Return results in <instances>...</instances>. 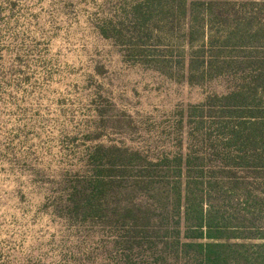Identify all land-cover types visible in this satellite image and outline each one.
<instances>
[{"label": "trees", "instance_id": "obj_1", "mask_svg": "<svg viewBox=\"0 0 264 264\" xmlns=\"http://www.w3.org/2000/svg\"><path fill=\"white\" fill-rule=\"evenodd\" d=\"M117 2L121 10L96 29L133 60L191 84L236 82L188 106L193 130L179 127L171 155L87 151L50 204L74 240L66 263L264 264V0ZM178 31L173 55L166 40ZM214 125L222 132L215 164L207 163ZM239 168L254 173L251 183L238 182Z\"/></svg>", "mask_w": 264, "mask_h": 264}, {"label": "rangeland", "instance_id": "obj_2", "mask_svg": "<svg viewBox=\"0 0 264 264\" xmlns=\"http://www.w3.org/2000/svg\"><path fill=\"white\" fill-rule=\"evenodd\" d=\"M117 1L0 0V264H67L74 240L50 204L87 151L173 153L179 127H194L188 106L235 85L228 77L191 84L133 60L96 29L121 10ZM174 33L166 41L177 55L183 38ZM207 132L215 164L222 132ZM236 173L252 182L248 168Z\"/></svg>", "mask_w": 264, "mask_h": 264}]
</instances>
